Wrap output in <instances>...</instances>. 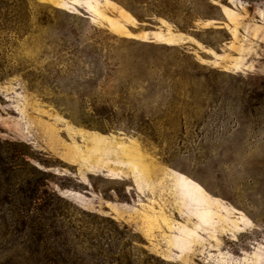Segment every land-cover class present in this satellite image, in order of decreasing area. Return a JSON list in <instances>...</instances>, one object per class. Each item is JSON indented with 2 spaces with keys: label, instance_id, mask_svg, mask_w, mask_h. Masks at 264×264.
<instances>
[{
  "label": "rangeland",
  "instance_id": "1",
  "mask_svg": "<svg viewBox=\"0 0 264 264\" xmlns=\"http://www.w3.org/2000/svg\"><path fill=\"white\" fill-rule=\"evenodd\" d=\"M0 142L85 264H264V0H0Z\"/></svg>",
  "mask_w": 264,
  "mask_h": 264
},
{
  "label": "trees",
  "instance_id": "2",
  "mask_svg": "<svg viewBox=\"0 0 264 264\" xmlns=\"http://www.w3.org/2000/svg\"><path fill=\"white\" fill-rule=\"evenodd\" d=\"M3 148L4 144L0 142V188L2 180L7 186L11 184L9 183L11 174L15 170L13 165L15 156L11 154L3 156L1 153ZM26 156L22 154L18 157L26 161ZM29 172L25 178L15 183L12 191L13 197L21 199L20 204L8 203L7 206H0V219L7 221L6 219L11 217L14 228H19L22 235L21 243L31 255L30 264H85L83 252L78 255L75 250L67 248L68 239L65 236H58L60 234L58 233L56 238L54 236L52 239L50 234L46 233L49 228H57L54 218L64 215L60 204L63 200L57 196L54 202L53 199L51 203L44 201L43 198L48 193L44 189L46 184L43 183L42 172L34 167ZM0 236L4 237L5 234ZM108 259L113 260L112 257Z\"/></svg>",
  "mask_w": 264,
  "mask_h": 264
}]
</instances>
